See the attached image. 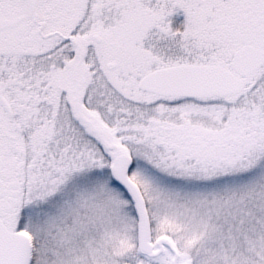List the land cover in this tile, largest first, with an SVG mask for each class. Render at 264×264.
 Instances as JSON below:
<instances>
[{"label":"snow or ice","instance_id":"1","mask_svg":"<svg viewBox=\"0 0 264 264\" xmlns=\"http://www.w3.org/2000/svg\"><path fill=\"white\" fill-rule=\"evenodd\" d=\"M0 264H264V0H0Z\"/></svg>","mask_w":264,"mask_h":264}]
</instances>
